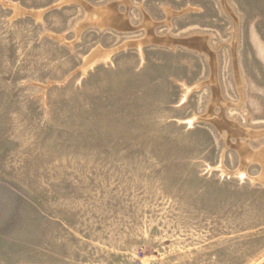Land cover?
Instances as JSON below:
<instances>
[{
	"label": "rangeland",
	"instance_id": "rangeland-1",
	"mask_svg": "<svg viewBox=\"0 0 264 264\" xmlns=\"http://www.w3.org/2000/svg\"><path fill=\"white\" fill-rule=\"evenodd\" d=\"M0 264H264V0H0Z\"/></svg>",
	"mask_w": 264,
	"mask_h": 264
},
{
	"label": "bare ground",
	"instance_id": "bare-ground-1",
	"mask_svg": "<svg viewBox=\"0 0 264 264\" xmlns=\"http://www.w3.org/2000/svg\"><path fill=\"white\" fill-rule=\"evenodd\" d=\"M111 8L110 7H107V8H103L102 10H100V12L102 13V12H106V11H108V10H110ZM107 13V12H106ZM110 13V12H109ZM247 155H249V156H251V157H255L256 155L254 154V155H250V154H248L247 153Z\"/></svg>",
	"mask_w": 264,
	"mask_h": 264
}]
</instances>
